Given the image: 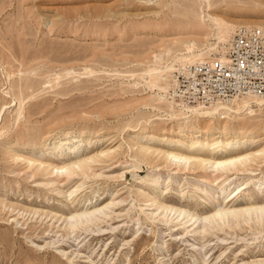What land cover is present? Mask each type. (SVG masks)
Wrapping results in <instances>:
<instances>
[{
    "label": "rangeland",
    "instance_id": "obj_1",
    "mask_svg": "<svg viewBox=\"0 0 264 264\" xmlns=\"http://www.w3.org/2000/svg\"><path fill=\"white\" fill-rule=\"evenodd\" d=\"M207 13L264 33V0H0V264H264V106L183 121L147 83Z\"/></svg>",
    "mask_w": 264,
    "mask_h": 264
},
{
    "label": "built area",
    "instance_id": "obj_2",
    "mask_svg": "<svg viewBox=\"0 0 264 264\" xmlns=\"http://www.w3.org/2000/svg\"><path fill=\"white\" fill-rule=\"evenodd\" d=\"M171 95L185 107L230 104L243 97L264 98V33L237 28L224 48L200 62L177 66Z\"/></svg>",
    "mask_w": 264,
    "mask_h": 264
},
{
    "label": "bare ground",
    "instance_id": "obj_3",
    "mask_svg": "<svg viewBox=\"0 0 264 264\" xmlns=\"http://www.w3.org/2000/svg\"><path fill=\"white\" fill-rule=\"evenodd\" d=\"M204 3L205 4L206 3L208 4V0H203V4ZM207 8H209V5H207ZM200 16H201V14L195 15L194 17L196 18V21L193 20V21L196 22L195 25H199V27L201 25H205V23L203 21V17H200ZM206 18H207V21H209V23H211V33H210V37H211V40L214 42L213 44H209V45L210 46H216V47L224 48L226 46V44L230 41V39L232 37V34L234 33V32L232 33V31H233L232 27L231 26H228L227 24H224L223 22H221V21H219V20H217L215 18L210 17L208 13L206 14ZM229 36H231V37L227 41V39H228ZM189 46L191 48H193L194 47V44L193 43H189ZM213 48H215V47H213ZM213 48H210L207 51H210ZM201 51L202 50H199L198 52H201ZM203 55L204 54L201 53V54H194L190 58H182L181 61H178V65L185 66L186 64H193V63L200 62V61H202L203 59H205L207 57V56L202 57ZM183 56H184V54H183ZM158 65H160V64H158ZM157 68L147 71V76L149 77V81L147 83H148V86L150 87V90L153 89V88L154 89L156 88V90L158 91V93H157L158 101H162V102L167 103V106L170 108V110L168 109L169 111H167L168 112L167 113V116H169L170 118L177 119V117L178 118L181 117L180 120L182 119L184 121L185 119H188L189 120V118H191V117L193 118V120L196 117L197 118L200 117V118H203L205 120H208V119H211V117H210L211 115L217 114V113H219L221 111H228V112L230 111V112L234 113L235 110L233 111L232 108H235V107H238V106L239 107H242V109L245 112H248V113H252V110H251L250 105H249L250 103L256 102V104L257 105H260V107L261 106H264V103L263 104H258L259 102H264V98H259V97H243V98H239L237 100H234L230 104H217V105H211V106H207V107H203V106L185 107V106H182L177 101H175V100L172 99L173 98L172 95H171V91H172V88H173L172 79L169 80V82L167 84L164 83V81L169 78V74H170V72H172V70H174V68H171V66H169V65H167V66H165L163 68L162 67L160 68V66H158ZM245 101L249 102V104L247 102H245ZM257 101H259V102H257ZM158 103H161V102H158ZM175 108H177V110H175ZM239 110L240 109H238V111ZM176 112L178 114H176ZM229 113H227V114L230 115ZM186 115H188V116H186ZM197 118H196V121L199 122L200 120L198 121ZM186 122H188V121H186ZM192 124H194V123H192ZM187 125H189V123ZM195 125H196V127L195 128H192L193 130H195V129L196 130H202L201 124H198L197 123ZM244 125H246V124L238 125L237 128H235L236 131L232 128L233 131H235L233 133V135L235 134L234 136H237V137L240 136L241 135V130H242L241 129V126L244 127ZM204 129H207V127L204 128ZM207 130H206V132H203V134H205V136L211 135L210 132H208L209 130L208 131ZM174 131H175L176 134L181 135V134L184 133V131H187V128L186 127H182V126L180 127L179 126V128L175 129ZM187 132H191L194 135L193 138H198L199 137V136H196L194 134L195 132H193V131H187ZM222 133L224 134L225 132L223 131ZM224 135H226V133ZM216 136H214V137H216ZM234 136L230 135L229 137H234ZM82 139H83L82 136H75V137H66V138L62 139L61 141H62L63 146H68V145L74 146V145L78 144L80 141H82ZM195 143H198V141H196ZM243 143H244L243 139L240 140L238 142V144H239L238 145V148H241L240 146H243ZM214 149L215 148H213L212 151H214ZM169 155L173 159H175V160H183L184 161V160H189L190 159V161H191V159H194V157H184L183 155H177V154H173V153H169ZM240 158H242V157H240ZM237 159H238V157H233V156H230L229 154H226V153L217 154L215 152V153L208 154L207 157L204 160H202V162L203 163L204 162L207 163V165H210V167L213 168L214 171L217 172V171L223 170L222 168H224L226 165H228V164L231 165ZM196 160H198V158ZM238 162H240V159L238 160ZM54 168L57 171H63V168L62 167H54ZM219 169H221V170H219ZM226 170H228V169L226 168ZM66 171L64 173H67ZM231 195L232 194H230L229 197ZM228 199L229 198H225V200H224L225 202H223V204L219 205V207L214 210L216 216H220V215H222L224 213L230 212V209H231L232 206L230 205L231 201H227ZM229 200H231V199H229ZM255 209H258V207L255 208ZM194 217H196V215H194ZM196 218H198V216ZM209 218L210 217H208V219Z\"/></svg>",
    "mask_w": 264,
    "mask_h": 264
}]
</instances>
